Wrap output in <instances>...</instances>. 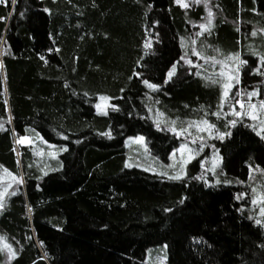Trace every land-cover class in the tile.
I'll return each mask as SVG.
<instances>
[{
  "label": "trees",
  "instance_id": "1",
  "mask_svg": "<svg viewBox=\"0 0 264 264\" xmlns=\"http://www.w3.org/2000/svg\"><path fill=\"white\" fill-rule=\"evenodd\" d=\"M236 55V87L264 100V0H3L0 264H145L163 245L170 264H264V131L219 83ZM202 121L214 170L209 146L179 179L130 159L143 136L167 162Z\"/></svg>",
  "mask_w": 264,
  "mask_h": 264
},
{
  "label": "rangeland",
  "instance_id": "2",
  "mask_svg": "<svg viewBox=\"0 0 264 264\" xmlns=\"http://www.w3.org/2000/svg\"><path fill=\"white\" fill-rule=\"evenodd\" d=\"M210 66L213 69L215 68L213 65ZM218 69L221 71L226 70L225 76H219V83L223 90L224 101H228L230 97L235 100L236 104L240 105L238 110H236V108H232L230 112L232 114L237 112L240 113L239 117L241 119H248V121L253 123L259 131H262V129H264V109L260 106L264 104V100L260 98L258 91L244 92L241 88L236 87L240 73L239 60H229L226 65L218 66ZM230 77H235V79H230ZM226 83L230 84L231 87L228 89V97L224 98L225 89L223 85ZM233 89H235V91L231 93ZM253 92H255L256 95L250 96ZM109 105L110 99L105 96H100L99 101L96 104V110L99 114H106L108 112ZM251 105H255L256 107L252 108L250 107ZM253 115L256 116V119L251 118ZM158 118L160 121L161 115H158ZM190 125L187 126L186 131H181L185 133L183 135L184 142H182L179 148L172 152L167 162L159 159H150L145 144V138L143 136L131 137L127 139L126 146L131 152L130 159L139 164L144 163V166L140 167L152 173L167 177H176V175H180L179 177H181L185 173L187 165L198 155L203 154L209 146L211 153L204 169L208 170L210 168V171L214 170L218 166L220 159L218 154L213 151L215 143L212 140L215 138V134H213L212 127L209 124L205 125L203 123H193ZM173 129L176 130L174 127ZM22 143L30 144L31 141L29 139H25ZM153 252L154 256L152 258L151 252L148 253L145 264H170L168 262L166 245L154 248Z\"/></svg>",
  "mask_w": 264,
  "mask_h": 264
},
{
  "label": "snow or ice",
  "instance_id": "3",
  "mask_svg": "<svg viewBox=\"0 0 264 264\" xmlns=\"http://www.w3.org/2000/svg\"><path fill=\"white\" fill-rule=\"evenodd\" d=\"M3 2V0H0V3H2ZM196 2L197 3H199V2H201V0H196ZM204 3H205V5H207V0H204ZM182 6H184V7H187V5L186 4H184V5H182ZM213 16V13L211 12V10H209V12H208V17H209V21H208V26H207V28L205 27V25H200V28H201V30L202 31H207V30H209L210 28H211V17ZM200 33H198V35H199ZM256 33H252V35H255ZM193 43H195V41H193ZM193 53L194 54H197L196 53V51H195V49H193ZM213 60H214V62H217V61H215V59L213 58ZM227 60H239V56L238 55H236V56H234V57H232V56H230V57H227L226 58V60L225 61H220L219 63H221L222 65H226V61ZM189 63H191V61H189ZM240 63H245V61H240ZM174 72H175V68H173V70L169 73V78H171V76L174 74ZM219 75L221 76V77H223V76H225V72L222 70L220 73H219ZM230 79H235V77H230ZM213 83H216L217 81H215V80H213L212 81ZM145 83H147V81H145ZM150 88H153V89H155V86L154 85H151V84H149L148 85ZM223 87H224V89H225V91H224V98H227L228 97V89L231 87V85L230 84H224L223 85ZM254 95H256V93L255 92H253V93H251L250 94V96H254ZM242 106V105H241ZM250 107H252V108H255L256 106L255 105H251ZM262 109H264V104H262L261 106H260ZM235 115H237V116H239L240 115V113H234ZM251 118H253V119H256V116H252ZM175 123V121H173V124ZM201 123H203V124H207V121H202ZM191 126V125H190ZM0 128H2V125H0ZM185 131H186V129H185ZM262 131H264V129H262ZM141 140H142V138H141ZM171 178H174V179H179L180 177L179 176H177V177H171ZM13 179H15V177H13ZM17 183H20L21 181H19V180H17L16 181ZM14 194V193H13ZM259 199L260 200H264V194H262L260 197H259ZM255 202V201H254ZM3 193H0V208H3ZM262 214H264V210H262ZM5 247L7 248V250H8V253H9V258L11 259V258H14V256H15V252L11 249V247L10 246H7V245H5Z\"/></svg>",
  "mask_w": 264,
  "mask_h": 264
}]
</instances>
